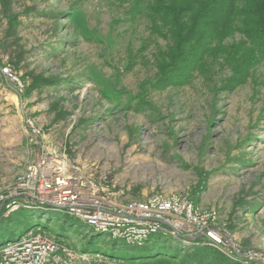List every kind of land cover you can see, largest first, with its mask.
<instances>
[{
    "label": "rangeland",
    "instance_id": "374dc122",
    "mask_svg": "<svg viewBox=\"0 0 264 264\" xmlns=\"http://www.w3.org/2000/svg\"><path fill=\"white\" fill-rule=\"evenodd\" d=\"M150 4L0 0V192L46 157L113 200L179 192L217 212L237 260L215 252L264 264V56L250 62L252 46L236 34L182 80L163 59L173 41ZM40 227L114 264H182L172 254L194 250L168 236L131 246L60 210L23 205L0 215V248Z\"/></svg>",
    "mask_w": 264,
    "mask_h": 264
},
{
    "label": "built area",
    "instance_id": "2783aa9c",
    "mask_svg": "<svg viewBox=\"0 0 264 264\" xmlns=\"http://www.w3.org/2000/svg\"><path fill=\"white\" fill-rule=\"evenodd\" d=\"M48 158L29 164L9 194L0 192V215L20 205L60 210L82 222L88 233L106 235L109 240L141 247L153 236H168L183 245L207 246L237 260V253L228 249L229 236L218 226L217 212L199 208L188 195L171 192L144 200H113L101 195L100 189L93 187L94 192H89L80 187L71 169L70 176L61 167L47 169ZM78 260L88 264L116 262L100 252L77 254L42 227L0 248V264H76Z\"/></svg>",
    "mask_w": 264,
    "mask_h": 264
},
{
    "label": "trees",
    "instance_id": "16d2710c",
    "mask_svg": "<svg viewBox=\"0 0 264 264\" xmlns=\"http://www.w3.org/2000/svg\"><path fill=\"white\" fill-rule=\"evenodd\" d=\"M148 9L152 21L160 19L173 41L163 59L178 64L182 80L188 72L202 68L214 48L236 34L251 44L245 52L250 62L264 56V0H151ZM238 48L232 46L234 51ZM234 57H229L233 67L237 62ZM196 248L183 257L176 250L171 257L182 264H209L206 255ZM214 255L225 259L218 252ZM224 263L236 264L226 259Z\"/></svg>",
    "mask_w": 264,
    "mask_h": 264
},
{
    "label": "bare ground",
    "instance_id": "6f19581e",
    "mask_svg": "<svg viewBox=\"0 0 264 264\" xmlns=\"http://www.w3.org/2000/svg\"><path fill=\"white\" fill-rule=\"evenodd\" d=\"M55 162H53L52 160H47L46 161V167H47V169H49V170H51V169H59L58 167H61L62 168V172H64L65 174H68V171L70 170V168H66V166H64V165H62V164H57V165H59V166H57L56 165V163L54 164ZM68 167V166H67ZM51 168V169H50ZM69 175V174H68ZM70 176V175H69ZM76 175H74V177H75ZM73 182V181H72ZM64 184H65V182H64ZM182 244V243H181ZM187 246V245H186ZM189 247V246H188ZM193 247H196V246H193Z\"/></svg>",
    "mask_w": 264,
    "mask_h": 264
},
{
    "label": "crops",
    "instance_id": "0c3cea01",
    "mask_svg": "<svg viewBox=\"0 0 264 264\" xmlns=\"http://www.w3.org/2000/svg\"><path fill=\"white\" fill-rule=\"evenodd\" d=\"M150 239H151V238H150ZM150 239H149V240H150ZM149 240H148V241H149ZM145 243H146V242H145ZM145 243H144V244H145ZM141 247H142V246H141ZM158 256H159V255H158ZM158 256L156 255V257H158ZM164 256H167V255H164ZM171 258H172V257H171ZM172 259H174V258H172Z\"/></svg>",
    "mask_w": 264,
    "mask_h": 264
},
{
    "label": "water",
    "instance_id": "95a60500",
    "mask_svg": "<svg viewBox=\"0 0 264 264\" xmlns=\"http://www.w3.org/2000/svg\"><path fill=\"white\" fill-rule=\"evenodd\" d=\"M197 238H199V237L196 236L195 239H197Z\"/></svg>",
    "mask_w": 264,
    "mask_h": 264
}]
</instances>
